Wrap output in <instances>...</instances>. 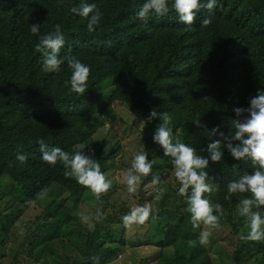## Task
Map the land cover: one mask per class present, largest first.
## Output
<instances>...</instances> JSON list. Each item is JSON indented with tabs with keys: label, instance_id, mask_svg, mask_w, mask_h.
<instances>
[{
	"label": "trees",
	"instance_id": "obj_1",
	"mask_svg": "<svg viewBox=\"0 0 264 264\" xmlns=\"http://www.w3.org/2000/svg\"><path fill=\"white\" fill-rule=\"evenodd\" d=\"M81 2L0 0V187L5 190L1 195L20 199V210L48 199L42 213L22 232L11 233L17 216L4 214L0 261L109 264L116 257L123 229L112 232L97 215L88 224L77 210L87 197L105 207L106 197L97 198L88 186L65 176L61 162L43 161L37 141L43 139L70 154L82 150L103 171L112 165L121 145L110 131L100 134L98 128L105 121L121 120L116 108L122 106L140 123V128L134 127L137 152L146 151L152 161L151 172L139 182L140 193L154 175L159 177L153 194L161 197V204L151 212L164 222L156 224L148 242L161 249L159 260L164 264H264V239L241 238L249 229L237 208L239 200L251 193L229 195L227 191L229 182L260 166L247 159L235 161L224 148L234 131L233 107H246L250 97L264 90V0H217L213 13L200 9L192 25L180 22L172 10L142 22L135 11L143 0H84L102 12L93 32L87 30V18L70 11ZM206 17L207 25L202 23ZM34 22L41 23L37 34L30 32ZM56 24L65 39L58 55L65 60L60 71L46 72L35 45ZM72 57L89 67L84 93L70 91L67 59ZM151 108L171 116L173 137L199 155H208L210 140L221 141L222 159L209 160L206 169V183L214 190L202 194L210 204L222 206L218 226L202 221L193 226L187 211L191 187L178 194L180 182L173 174L172 158L152 142L159 120L146 122ZM197 118L207 127L195 126ZM213 127L216 133L209 137ZM17 153L25 154L26 161H18ZM169 196L175 200H167ZM66 200H72V205L67 206ZM253 211L264 215V205L254 206ZM114 215L119 221L120 216ZM205 230L211 235L201 244L198 235Z\"/></svg>",
	"mask_w": 264,
	"mask_h": 264
},
{
	"label": "clouds",
	"instance_id": "obj_2",
	"mask_svg": "<svg viewBox=\"0 0 264 264\" xmlns=\"http://www.w3.org/2000/svg\"><path fill=\"white\" fill-rule=\"evenodd\" d=\"M217 6V0H143V3L135 11V17L147 23L150 15L165 16L170 10L174 11L180 22L192 25L194 17L200 9H206L209 15L213 13ZM72 13L82 18H87L88 32L95 31L100 23L102 12L95 3H87L82 0L80 5L70 8ZM91 13V15H89ZM203 24L210 23L209 18H204ZM41 27L40 22L30 24V32L37 34ZM39 42L35 45L36 50L42 55V68L46 72L60 71V65L64 63L65 57L58 54L65 44L64 33L59 24L54 25V31H49L38 37ZM67 64L71 68V76L68 81L70 91L84 93L88 87L87 79L89 74L88 65L79 59L72 57L67 59ZM235 117L232 120V128L224 148L235 160H250L253 164H259L258 169L250 173H245L237 180L231 181L227 185L229 195L233 193L250 192V197H242L237 208L238 214L245 217L248 222L247 235H241L242 239H264V215L253 211V207L264 205V90H258L250 97L246 107H233ZM146 122L158 119L159 124L152 133V142L158 145L163 154L172 158L175 166L174 175L180 182L178 194L184 195L191 187V194L188 197L187 211L191 214L190 219L196 227L202 221L210 227H216L222 215V206L219 203L210 204L203 198L202 194L213 191V186L206 183L208 173L206 169L209 160L220 161L223 157L220 140H210L206 146L207 156L197 154V150L174 138L170 127L171 116L167 113L158 112L151 108L145 117ZM193 124L197 127H207L200 119H194ZM216 133V128L208 130L211 137ZM223 135V133H220ZM41 159L50 165L61 162L65 168L64 175L72 176L82 185L88 186L99 198V194L105 192L111 186L112 181L106 179L100 170L99 163L84 151H68L49 146L43 139L37 141ZM16 159L21 163L25 162L27 156L17 153ZM152 170V161L148 159L146 151H140L132 158L131 167L125 170L124 179L128 192H134L136 185L142 176H147ZM159 177L153 176L152 183L158 182ZM227 198V197H226ZM217 214H213V210ZM151 209L149 206L136 207L126 214L123 219L126 223H143L149 216ZM210 231H201L198 240L201 244L207 243Z\"/></svg>",
	"mask_w": 264,
	"mask_h": 264
},
{
	"label": "rangeland",
	"instance_id": "obj_3",
	"mask_svg": "<svg viewBox=\"0 0 264 264\" xmlns=\"http://www.w3.org/2000/svg\"><path fill=\"white\" fill-rule=\"evenodd\" d=\"M116 111L120 115L121 120L105 121L98 128L100 134L110 131L109 135L116 137L119 146L121 145L118 156L111 162L112 165L101 171L106 179L112 181L109 189L100 193V196L106 197L107 202L105 203V207H101L96 203L94 198L87 197L83 199L78 204L79 217L82 221L89 224L91 218L97 215L98 218L105 219V222L108 223L107 227L112 232L119 234L118 232L123 229V244L116 242L119 250L116 253V257L109 264H139L141 260L145 264H164V261L159 260L161 249L148 244L150 236L156 230V224L163 223L164 218L158 221L150 211L148 218L143 223L132 222L129 224L123 219L126 214H129L132 209L138 206H149L150 209L159 207L161 197L153 194V183H148L144 187V194L139 191V183L136 185L134 192H128V186L124 179V167H126L125 164H129L133 154L138 153L136 147L138 130L134 129V127L140 128V123L137 121V117L133 116L125 107L117 106ZM133 117H135V123H133ZM131 124L133 127H130ZM159 191L165 192V188H159ZM2 192H5V190L3 187H0V222L4 220V214L7 212H13L17 216L15 223L12 225L11 233L22 232V228L25 225L31 224L42 213L48 200L45 198L38 202H32L27 208L20 210L23 202L11 194L1 195ZM152 195L154 197H150ZM167 200L174 201L175 198L169 196ZM65 203L67 206H71L72 200H66ZM114 213L120 216L119 221L114 220ZM0 234L2 233L0 232ZM10 243H13V241L9 240L8 244ZM249 262L252 261L249 260ZM0 264H8V259L0 261Z\"/></svg>",
	"mask_w": 264,
	"mask_h": 264
}]
</instances>
